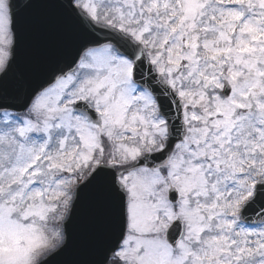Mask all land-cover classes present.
I'll use <instances>...</instances> for the list:
<instances>
[{
    "label": "snow or ice",
    "instance_id": "1",
    "mask_svg": "<svg viewBox=\"0 0 264 264\" xmlns=\"http://www.w3.org/2000/svg\"><path fill=\"white\" fill-rule=\"evenodd\" d=\"M0 264H264V0H0Z\"/></svg>",
    "mask_w": 264,
    "mask_h": 264
}]
</instances>
